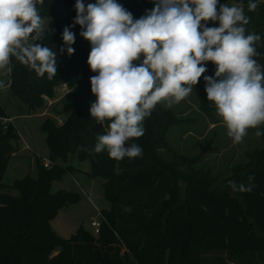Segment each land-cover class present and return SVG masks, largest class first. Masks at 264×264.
Masks as SVG:
<instances>
[{
  "label": "trees",
  "instance_id": "1",
  "mask_svg": "<svg viewBox=\"0 0 264 264\" xmlns=\"http://www.w3.org/2000/svg\"><path fill=\"white\" fill-rule=\"evenodd\" d=\"M85 5L96 0H83ZM134 19L145 16L155 7V0H116ZM228 6H243L249 23L245 35L261 37L255 43L254 59L264 66V2L259 0H219ZM250 2L257 4L249 11ZM76 0H44L37 4L42 19L49 17L42 39L33 33L31 44H41L56 52L57 73L49 78L37 76L34 70L11 58L10 93L30 110L41 108L53 98L55 88L66 84L71 90L70 114L58 123L46 117L40 128L49 148L50 167L38 163V175H26L11 185L3 183L12 158L18 156L20 135L10 119L0 94V264H220L216 254L225 253L231 264H264V148L256 149L244 168H236L226 179L225 188H211L215 177L193 169L188 160L185 172L175 162L165 161L160 151L168 145L170 127L179 122L174 112L159 103L145 118L144 135L128 143L142 148L136 158L112 159L107 151L94 153L97 137L109 130L104 127L91 132L97 123L90 116L91 71L87 59L91 44L73 25ZM62 4L66 13L58 11ZM70 27L75 35L68 55L62 39L63 29ZM218 27V22H207ZM63 49V51H61ZM136 63H139L137 61ZM207 71L193 88L207 95L203 76H215L216 66L206 63ZM0 84V93L2 92ZM89 161L91 177L104 180L105 198L110 203L101 211L99 232L80 226L69 238L52 228L51 221L59 211L80 201L78 192L52 191V183L67 173L82 171L74 165L64 166L71 158ZM245 170V172H244ZM254 176L255 187L250 193L229 191V181L249 184ZM184 187V197L181 189ZM15 189L17 194L5 192ZM258 228V230L256 229ZM208 255H215L209 257Z\"/></svg>",
  "mask_w": 264,
  "mask_h": 264
},
{
  "label": "clouds",
  "instance_id": "2",
  "mask_svg": "<svg viewBox=\"0 0 264 264\" xmlns=\"http://www.w3.org/2000/svg\"><path fill=\"white\" fill-rule=\"evenodd\" d=\"M43 2L0 0V69L15 57L37 76L56 75V52L28 43L33 33L43 38L44 21L37 9ZM256 8L249 3V11ZM75 10L72 26L80 25V35L90 42L87 63L97 73L90 78L95 96L90 116L98 124L109 122L107 133L97 137L94 153L107 151L116 160L141 156L142 148L128 142L144 135L143 122L157 104L171 107L192 92L207 62L216 66L214 77L203 76L207 99L233 142L242 143L248 129L264 124V66L254 59L261 37L245 35L249 18L243 6L219 0H155V7L139 19L116 0L87 5L76 0ZM209 21L218 27L207 26ZM72 26L62 33L69 56L75 51ZM248 179V185L228 183L233 191L250 193L254 176Z\"/></svg>",
  "mask_w": 264,
  "mask_h": 264
},
{
  "label": "rangeland",
  "instance_id": "3",
  "mask_svg": "<svg viewBox=\"0 0 264 264\" xmlns=\"http://www.w3.org/2000/svg\"><path fill=\"white\" fill-rule=\"evenodd\" d=\"M259 1L264 2V0ZM58 11L66 13L62 4L59 5ZM43 21L47 28L50 18L45 17ZM32 42L33 39L29 38L28 43ZM11 67L10 60L6 68L0 69L2 85L0 94L11 116H14L10 120L16 126L18 133L20 132L21 138L17 144L18 156L11 159L3 178V183L6 185H11L15 180L29 174L37 177L38 163L42 165L49 161V148L45 134L40 128L41 123L46 117H51L60 123L70 114L72 108V95L67 85L56 87L54 97H61V99L54 101L55 103L48 108L49 100H53L54 97L46 98L45 96L46 104L35 110H30L25 104H22L23 108L19 107L21 109L14 107L19 100L11 95L9 89ZM168 108L174 112L179 122L170 127L167 134L168 145L166 149L160 151V156L165 161L177 163L185 172L190 169L187 161L195 160L196 162L190 163L193 169L216 178L217 181L211 188H225L226 179L234 174L236 168H244L250 163L253 151L264 148V124L258 128L248 129L243 142L234 143L228 136L226 125L217 114L215 105L208 101L207 95H200L194 88L183 101L172 104ZM257 131H260L262 135L256 136ZM61 164L74 165L82 171L67 173L62 179L55 180L52 183V191L56 192L60 189L75 191L80 193L81 199L76 204L63 207L52 219V228L63 238H69L80 226L94 232L95 228L91 222L101 221V211L110 207L104 194V180L87 174L91 169L89 161L82 162L74 157L68 163ZM229 188L230 193L235 195L236 191ZM4 190L10 194H17L15 189L5 188ZM184 193L183 187L182 197ZM256 229L258 230L257 227ZM215 257L224 259L220 264H231L225 253L216 254Z\"/></svg>",
  "mask_w": 264,
  "mask_h": 264
},
{
  "label": "built area",
  "instance_id": "4",
  "mask_svg": "<svg viewBox=\"0 0 264 264\" xmlns=\"http://www.w3.org/2000/svg\"><path fill=\"white\" fill-rule=\"evenodd\" d=\"M47 98V97H46ZM9 121H11L10 119H8V118H5L4 119V122L5 123H8ZM28 147V146H27ZM45 167H50L51 165H52V163L50 162V160L48 161V162H45L44 164H43ZM91 224H92V226L95 228V233H98L99 232V228H100V226H101V221H98V220H93L92 222H91Z\"/></svg>",
  "mask_w": 264,
  "mask_h": 264
},
{
  "label": "crops",
  "instance_id": "5",
  "mask_svg": "<svg viewBox=\"0 0 264 264\" xmlns=\"http://www.w3.org/2000/svg\"><path fill=\"white\" fill-rule=\"evenodd\" d=\"M64 85H66V84H62V86H64ZM56 89V88H55ZM69 92L71 93V90L69 89ZM61 99V97L60 98H55L54 97V99L52 100V99H50L49 100V106H47V108L48 107H50V105H53L55 102H57L58 100H60ZM55 101V102H54ZM16 104V105H15ZM14 105V107H16V108H19V107H21V108H23V106L24 105H22V103H20V101L19 102H17V103H15ZM10 106H13V105H10ZM21 108H19V109H21ZM25 108V107H24ZM8 112H9V110H8ZM9 114H10V112H9ZM11 115V114H10ZM29 115H31V114H29ZM13 117L14 116H11V118L10 119H13ZM12 121V120H11ZM18 131V130H17ZM20 133V132H19ZM20 138H21V136H20Z\"/></svg>",
  "mask_w": 264,
  "mask_h": 264
},
{
  "label": "water",
  "instance_id": "6",
  "mask_svg": "<svg viewBox=\"0 0 264 264\" xmlns=\"http://www.w3.org/2000/svg\"><path fill=\"white\" fill-rule=\"evenodd\" d=\"M103 127H104V125H102V124H98V123H95V124L91 127L90 131H91V132H95V131L99 130L100 128H103Z\"/></svg>",
  "mask_w": 264,
  "mask_h": 264
}]
</instances>
